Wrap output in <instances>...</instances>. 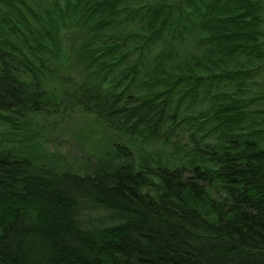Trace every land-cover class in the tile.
Here are the masks:
<instances>
[{
	"label": "trees",
	"instance_id": "1",
	"mask_svg": "<svg viewBox=\"0 0 264 264\" xmlns=\"http://www.w3.org/2000/svg\"><path fill=\"white\" fill-rule=\"evenodd\" d=\"M262 12L0 0V264H264ZM73 111L84 167L47 148Z\"/></svg>",
	"mask_w": 264,
	"mask_h": 264
},
{
	"label": "rangeland",
	"instance_id": "2",
	"mask_svg": "<svg viewBox=\"0 0 264 264\" xmlns=\"http://www.w3.org/2000/svg\"><path fill=\"white\" fill-rule=\"evenodd\" d=\"M263 3V12L262 14L264 15V0H261ZM262 75H259L257 78L250 80L248 84H246V86L244 87L242 96L245 98L249 97V96H254L255 94H257L259 92V90L262 88V85L264 86V71L262 72ZM226 89H228L229 91H232V87H225ZM196 107L198 106H203L202 103H200L199 105H195ZM262 106V105H261ZM253 108H255V106H252ZM251 107V108H252ZM196 109V108H194ZM65 114V113H64ZM79 113L73 111L72 113L70 112L69 115L65 116L63 119L57 118V114H55L54 116H50L49 121L53 123V121H57L60 122L59 124L63 125L64 127V131L61 133H53V134H49V138H48V143H47V148L49 150L52 151H56V152H60L63 154H66L68 156V159L74 163L77 166H82L84 167L87 163V159L84 158L86 156V154L82 151H87L86 148L82 145L83 148H80L81 145L80 143L76 142V133L80 131V129L82 127H86L88 124L91 125V123L89 122L88 119L84 118L81 115H78ZM65 120V121H64ZM92 127V126H91ZM101 127V126H99ZM88 130L89 127H87ZM93 128V127H92ZM57 134V135H55ZM1 137H5L4 136H0ZM125 139H121V142L124 141ZM136 144V148L142 149L144 150L145 148L148 149H154L155 147H157V143L154 144H149L147 142H143V141H135L134 142ZM137 149V150H139ZM139 150V151H142ZM139 151L137 153L136 156L139 155Z\"/></svg>",
	"mask_w": 264,
	"mask_h": 264
}]
</instances>
